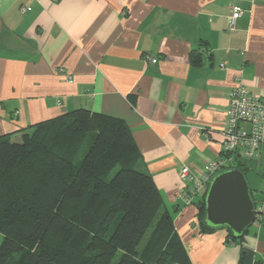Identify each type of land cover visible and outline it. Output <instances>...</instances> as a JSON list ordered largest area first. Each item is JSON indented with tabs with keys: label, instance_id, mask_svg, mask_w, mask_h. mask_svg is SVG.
Masks as SVG:
<instances>
[{
	"label": "crops",
	"instance_id": "obj_1",
	"mask_svg": "<svg viewBox=\"0 0 264 264\" xmlns=\"http://www.w3.org/2000/svg\"><path fill=\"white\" fill-rule=\"evenodd\" d=\"M233 5L245 12L229 30ZM237 76L264 101V0H0V136L77 108L120 117L167 206L183 165L219 155ZM259 159L264 179V143ZM262 192L242 245L200 232L194 204L173 215L192 264H237L242 247L264 264Z\"/></svg>",
	"mask_w": 264,
	"mask_h": 264
},
{
	"label": "trees",
	"instance_id": "obj_2",
	"mask_svg": "<svg viewBox=\"0 0 264 264\" xmlns=\"http://www.w3.org/2000/svg\"><path fill=\"white\" fill-rule=\"evenodd\" d=\"M260 161L229 168L246 176ZM205 192L191 204L210 233L224 227L205 224ZM182 206H167L120 117L77 108L0 136V264H192L173 223ZM248 228H224L226 242ZM237 264L260 261L242 247Z\"/></svg>",
	"mask_w": 264,
	"mask_h": 264
},
{
	"label": "built area",
	"instance_id": "obj_3",
	"mask_svg": "<svg viewBox=\"0 0 264 264\" xmlns=\"http://www.w3.org/2000/svg\"><path fill=\"white\" fill-rule=\"evenodd\" d=\"M26 9L22 6L20 12L24 13ZM244 12L245 10L239 5L231 7L228 15L229 30L234 29L237 18ZM144 60L153 62L155 59L145 55ZM219 66L224 68V62H221ZM58 71L65 72L62 67ZM66 80L72 82V76L67 74ZM225 112L226 122L221 131L219 155L204 164L201 170L188 165H183L179 170L178 176L181 184L177 192V200L182 205L191 204L207 188L211 177L231 167L236 158L248 160L259 158L260 147L264 143V101L249 91L240 76L234 79ZM255 209L256 215L253 223H261L262 207L256 206Z\"/></svg>",
	"mask_w": 264,
	"mask_h": 264
},
{
	"label": "water",
	"instance_id": "obj_4",
	"mask_svg": "<svg viewBox=\"0 0 264 264\" xmlns=\"http://www.w3.org/2000/svg\"><path fill=\"white\" fill-rule=\"evenodd\" d=\"M246 176L237 168H227L213 175L204 197V222L224 227L236 237L255 220L256 209Z\"/></svg>",
	"mask_w": 264,
	"mask_h": 264
},
{
	"label": "rangeland",
	"instance_id": "obj_5",
	"mask_svg": "<svg viewBox=\"0 0 264 264\" xmlns=\"http://www.w3.org/2000/svg\"><path fill=\"white\" fill-rule=\"evenodd\" d=\"M246 180L249 186L252 188L256 206H259L261 204L260 199L262 198V193H263L262 191H264V179L257 177V175H255L252 172H248L246 174ZM117 259H118V254L114 256L110 264H116Z\"/></svg>",
	"mask_w": 264,
	"mask_h": 264
}]
</instances>
